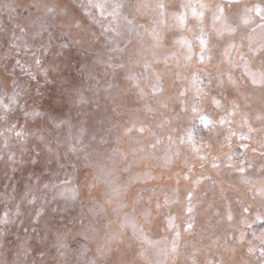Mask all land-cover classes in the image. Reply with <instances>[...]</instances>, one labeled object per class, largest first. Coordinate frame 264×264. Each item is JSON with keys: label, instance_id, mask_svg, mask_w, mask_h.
Masks as SVG:
<instances>
[{"label": "rangeland", "instance_id": "obj_1", "mask_svg": "<svg viewBox=\"0 0 264 264\" xmlns=\"http://www.w3.org/2000/svg\"><path fill=\"white\" fill-rule=\"evenodd\" d=\"M0 264H264V0H0Z\"/></svg>", "mask_w": 264, "mask_h": 264}]
</instances>
